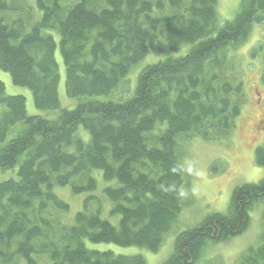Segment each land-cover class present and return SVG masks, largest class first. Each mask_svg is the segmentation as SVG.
Returning <instances> with one entry per match:
<instances>
[{
    "label": "trees",
    "instance_id": "obj_1",
    "mask_svg": "<svg viewBox=\"0 0 264 264\" xmlns=\"http://www.w3.org/2000/svg\"><path fill=\"white\" fill-rule=\"evenodd\" d=\"M218 0H35L41 18L12 20L0 0V68L14 84L31 89L42 110L60 108L58 43L70 97L109 94L149 54L166 58L139 75L123 102L90 98L56 119L28 115L26 99L7 95L0 80V169L19 166L18 178L0 182V264H146L142 255L90 249L92 243L160 250L181 213L184 170L177 143L217 142L235 127L245 102L234 54L254 24H264V0H241L232 20L220 24ZM264 42V32H263ZM190 46L181 56L173 54ZM264 48V43L259 49ZM4 107V109H2ZM25 127L6 141L18 123ZM165 124V128L162 125ZM83 127L89 139L78 135ZM21 160V161H20ZM264 167V147L256 150ZM101 170L116 181L104 192L120 215L118 226L100 217L90 196L74 223L56 186L94 192ZM264 198V178L237 187L227 213H214L176 238L163 264H198L208 241L239 236L250 211ZM99 208L91 212L89 206ZM206 264H214L209 261ZM236 264H264V244L250 246Z\"/></svg>",
    "mask_w": 264,
    "mask_h": 264
},
{
    "label": "rangeland",
    "instance_id": "obj_2",
    "mask_svg": "<svg viewBox=\"0 0 264 264\" xmlns=\"http://www.w3.org/2000/svg\"><path fill=\"white\" fill-rule=\"evenodd\" d=\"M10 9L6 15L11 22L23 18L28 23L29 14L34 21L41 18V12L35 7V0H6ZM241 0H218L217 13L220 24L232 20L240 10ZM263 24H254L248 41L237 51V77L244 83L245 102L242 113L236 119V127L227 139L208 143L195 137L188 141L183 135L177 143V155L184 169L181 213L166 234L164 243L159 251L139 246H120L114 243H92L86 240L90 249L112 251L115 254L142 255L146 264H163L174 253L176 238L185 231L194 229L211 214L227 213L234 190L247 183H258L264 178V167L256 163L255 151L264 146V48L259 49L263 42ZM58 43L56 59L60 67L59 98L60 108L57 110H42L35 105L34 96L28 87L14 84L9 72L0 68V80L5 84L7 95H21L26 99L28 115H38L48 119H56L60 109H75L80 103L93 98L101 101L123 102L133 97L139 75L149 65L162 61L165 55L149 54L136 64L123 81L109 94L102 96L70 97L66 89V67L59 48L60 36L53 33ZM190 46L183 47L174 56L184 55ZM4 109V107H2ZM25 127V123H18L10 131L6 141L14 138ZM165 128V124L162 125ZM78 135L89 139V133L80 127ZM21 161V160H20ZM216 165L215 169H213ZM18 168L0 169V182L18 178ZM92 174L98 180V187L94 192L76 194L71 186H56L54 192L70 204V211L62 214V219L69 224L74 223L77 212L84 210L85 200L96 196L100 200V217L118 226L120 215H112L113 203L104 190L108 186H115L116 181H106L101 170H93ZM99 208L97 202L89 206L91 212ZM252 222L249 229L227 242L208 241L201 261L206 264H235L241 254L250 246L264 244V198L254 205L251 210ZM39 264H49L46 256L38 257ZM19 264H26L22 258Z\"/></svg>",
    "mask_w": 264,
    "mask_h": 264
}]
</instances>
